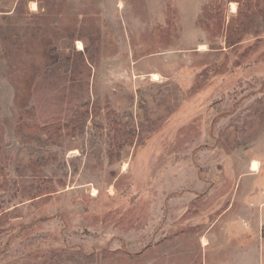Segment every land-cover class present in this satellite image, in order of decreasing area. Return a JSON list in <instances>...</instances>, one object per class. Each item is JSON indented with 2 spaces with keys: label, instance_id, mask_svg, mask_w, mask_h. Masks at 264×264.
Listing matches in <instances>:
<instances>
[{
  "label": "rangeland",
  "instance_id": "374dc122",
  "mask_svg": "<svg viewBox=\"0 0 264 264\" xmlns=\"http://www.w3.org/2000/svg\"><path fill=\"white\" fill-rule=\"evenodd\" d=\"M262 196L264 0H0V264H264Z\"/></svg>",
  "mask_w": 264,
  "mask_h": 264
},
{
  "label": "bare ground",
  "instance_id": "6f19581e",
  "mask_svg": "<svg viewBox=\"0 0 264 264\" xmlns=\"http://www.w3.org/2000/svg\"><path fill=\"white\" fill-rule=\"evenodd\" d=\"M79 49L82 50V46H79ZM260 170V164L257 161H254L252 164V171L253 172H259Z\"/></svg>",
  "mask_w": 264,
  "mask_h": 264
},
{
  "label": "crops",
  "instance_id": "0c3cea01",
  "mask_svg": "<svg viewBox=\"0 0 264 264\" xmlns=\"http://www.w3.org/2000/svg\"><path fill=\"white\" fill-rule=\"evenodd\" d=\"M261 195V194H260ZM260 201H261V203H263L264 202V196H262V197H260ZM259 201V202H260ZM262 205H264V204H262ZM261 211H262V216H261V224H264V206H262L261 207ZM207 241V240H206Z\"/></svg>",
  "mask_w": 264,
  "mask_h": 264
}]
</instances>
